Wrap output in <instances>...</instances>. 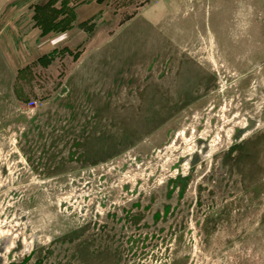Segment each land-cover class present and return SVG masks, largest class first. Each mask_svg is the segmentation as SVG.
I'll list each match as a JSON object with an SVG mask.
<instances>
[{"label":"rangeland","instance_id":"374dc122","mask_svg":"<svg viewBox=\"0 0 264 264\" xmlns=\"http://www.w3.org/2000/svg\"><path fill=\"white\" fill-rule=\"evenodd\" d=\"M9 23L0 264H264V0H0Z\"/></svg>","mask_w":264,"mask_h":264},{"label":"crops","instance_id":"0c3cea01","mask_svg":"<svg viewBox=\"0 0 264 264\" xmlns=\"http://www.w3.org/2000/svg\"><path fill=\"white\" fill-rule=\"evenodd\" d=\"M90 9V11H91V14H92V12H93V14L97 11V9L96 8H94V7H90L89 8ZM92 14V15H93ZM77 15H78V18H79V21H83V20H81L82 19V16H81V8H79L78 9V13H77ZM10 25V23L9 24H3L2 26L0 25V37H1V35H2V31H3V29H5V27H8ZM79 30L78 29H75V30H73V32H70L69 34H70V36L69 37H67V36H61V37H59V38H57L56 40L58 41V43H56V44H51L52 46H50L49 45V35H47L45 38H41L42 39V42H41V44L40 45H43L44 47H45V53L46 52H49L50 51V49H52V48H54V47H56V46H59V45H64V46H77L78 45V41H77V38L79 37H81V35L79 34L80 32H78ZM65 35V34H64ZM79 35V36H78ZM10 43H6V45H3V46H8ZM9 46H11V45H9ZM47 48V49H46ZM9 54V55H8ZM2 56H6L5 58H6V61L9 63V64H11V61H13L12 59H11V54H10V51L9 52H7V51H3V53H2ZM42 56V54L40 55V54H38V56H37V58H40ZM18 61V60H17ZM25 61V60H24ZM30 63V62H29ZM15 66V65H14Z\"/></svg>","mask_w":264,"mask_h":264},{"label":"trees","instance_id":"16d2710c","mask_svg":"<svg viewBox=\"0 0 264 264\" xmlns=\"http://www.w3.org/2000/svg\"><path fill=\"white\" fill-rule=\"evenodd\" d=\"M43 31H44L45 33L49 32V30H46V31H45L44 29H43Z\"/></svg>","mask_w":264,"mask_h":264}]
</instances>
